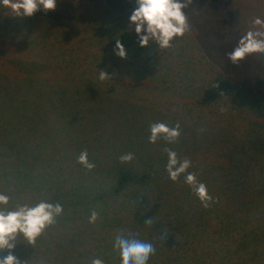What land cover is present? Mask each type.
<instances>
[{
    "label": "trees",
    "instance_id": "1",
    "mask_svg": "<svg viewBox=\"0 0 264 264\" xmlns=\"http://www.w3.org/2000/svg\"><path fill=\"white\" fill-rule=\"evenodd\" d=\"M134 7L135 0H57L55 10L45 13L41 9L30 17H20L15 16L11 9L0 5V48L7 44L10 46L9 51L0 49V60H6V63L11 62L15 66L13 73L2 68L1 74L9 81L33 78L41 82L46 92L51 94L50 99L56 102L55 107L66 111L77 100L81 102V98L84 100L88 97L89 100L96 97L104 104L110 102L122 107L154 110L153 106L156 104L149 98L157 92L158 100L168 105L159 108L162 115L175 117L176 114L183 119L192 114L193 106L196 115L199 104L211 101L212 96L219 98V92L207 88L208 94L201 93L200 88L191 92V88L187 86L191 77L178 76L180 62L166 65L165 71L152 69L151 63L147 62H151L154 56H163L165 49L154 42L146 47L139 45L137 34L129 20ZM233 11L235 13L234 8ZM236 27L241 32L247 30L242 25ZM184 36L192 38L193 30L190 29ZM183 37H177L171 42L173 50H176L174 47L178 46V41H182ZM116 40L123 43L126 58L114 54ZM101 71L107 72L109 77L100 80ZM224 84L226 85L225 82ZM144 88H149L146 95H138ZM238 91L236 94L239 95ZM195 95L198 101L189 98ZM200 97L203 102H199ZM241 97L238 98V106L244 105L245 99ZM249 101L252 108L249 110L254 113L255 118L264 119V93L257 97L251 96L245 105ZM169 103L176 108L172 109ZM186 107L188 112L184 110ZM240 112L242 110L237 107L238 119L235 121L241 122L238 127H248L251 131L248 134L253 133L258 137L254 138L255 144L264 145V137L256 132L252 123L255 118L245 117L239 120ZM246 121L249 124H245ZM44 123L52 127L59 124L48 121ZM18 126L0 112V192L10 196L9 204L5 207L14 210L24 204L33 206L47 201L53 205L61 203L63 212L55 218L54 224L44 230L34 245H29L23 235H18L14 241L16 246L11 250L13 254L23 264H91L93 258L103 260L104 264H120L119 252L113 248L115 236L122 233L133 238L130 232L134 230L147 228L146 230L153 231V227L146 224V221L155 218L149 217V210L144 214L139 207L128 209L132 202L123 187L84 184L85 179L96 180L93 175L95 169H85L77 163V157L81 151L87 150L89 160L95 165L98 162L107 164L105 169L108 172L122 171V164L109 163L110 153L101 151L97 145L86 140L75 143L63 139H37L25 135V131L22 132ZM8 130L15 131L18 136H9ZM22 140H25L24 144ZM29 155L33 157H28ZM192 160L196 164V158ZM47 165L51 167H44ZM197 167L210 170L225 166L212 162L211 165L202 167L198 164ZM165 193L182 200L187 195L186 191L158 190L157 196ZM159 198L160 201L153 205L158 210L161 209V214L168 216L154 220L158 224V231L183 232L182 221L177 222L180 216L175 215L177 210L174 206L162 208L161 206L166 205V200ZM123 208L126 209L121 211ZM93 210L98 213V219L90 223L89 217ZM249 220L248 216L234 228L244 227ZM179 249L155 247V250L161 251L153 254V264H166L175 259L185 261L180 264H191L190 260H212L217 255L213 250L183 252ZM7 254V250L0 252V257ZM186 255L191 256V259H187Z\"/></svg>",
    "mask_w": 264,
    "mask_h": 264
},
{
    "label": "rangeland",
    "instance_id": "2",
    "mask_svg": "<svg viewBox=\"0 0 264 264\" xmlns=\"http://www.w3.org/2000/svg\"><path fill=\"white\" fill-rule=\"evenodd\" d=\"M184 11L193 30L198 53L204 56L199 73L206 72L208 68L212 70L211 78L203 74L196 76L201 93L208 94V90L213 89L220 95L219 98L212 96L211 101L199 104L196 115L194 106L192 114L182 119L176 114L175 117L162 115L155 105L154 110L122 107L110 102L104 104L96 97L92 100L89 97L84 100L81 98L82 103L77 100L68 111L57 109L56 102L50 99L51 94L46 92L41 82L33 78L15 81L5 79L1 74L2 68L11 73L15 71V66L9 61L6 63V60H0V112L12 123L18 124L27 136L75 143L86 140L97 145L101 151L109 152V163L120 162L123 170L108 172L105 169L107 164L98 162L93 172L96 180L85 179L83 182L123 187L132 202L128 209L139 207L144 214L150 211L149 217L157 221L158 217L168 216L161 214V209L153 205L160 201L159 197H163L166 205L162 208L174 206L177 210L175 215L180 216L177 222L182 221L183 232H159L158 224L152 219L148 225L153 227V231L147 228L134 230L130 232L133 238L150 242L157 249L169 246L180 248L179 251L183 252L202 249L217 252L215 259L195 262L186 255L191 264H264V145L255 144L254 138L258 137L253 133L248 134L251 132L248 127H238L241 122L235 121L238 119L237 107L242 110L239 120L255 118L250 111V101L247 105L245 102L251 96L257 97L264 93V53H254L238 64H233L226 55L236 46L240 36L252 27L254 17L264 19V0H192ZM241 25L246 27L245 32L236 27ZM0 49L9 51L10 46L7 44ZM186 58L189 57H183ZM237 90L239 95L236 94ZM239 96L245 99V106H238ZM203 99L206 100V97ZM169 104L172 109L176 108L174 104ZM202 118L206 120H199ZM46 121L59 124L52 127L44 123ZM154 122H164L169 126L179 123L180 137L171 144L163 139L156 144L149 143V126ZM252 123L256 132L264 137V119L255 118ZM245 124H249V121ZM7 134L18 136L15 131L8 130ZM165 147L176 151L181 160H191L192 167L188 171L194 172L197 179L207 185L209 194L214 198L215 202L208 208L201 205L184 183V175L177 182L168 178ZM128 152L134 154V159L122 163L119 156ZM194 158L196 164H193ZM212 162L222 163L225 167H213L210 170L197 167L198 164L203 167ZM158 190L186 191L187 195L174 193L184 196L183 200L172 197L170 193L157 196ZM248 216V224L234 228ZM152 256L147 264H153ZM184 262L175 259L166 264Z\"/></svg>",
    "mask_w": 264,
    "mask_h": 264
},
{
    "label": "clouds",
    "instance_id": "3",
    "mask_svg": "<svg viewBox=\"0 0 264 264\" xmlns=\"http://www.w3.org/2000/svg\"><path fill=\"white\" fill-rule=\"evenodd\" d=\"M192 0H135V7L129 17L130 25L137 34L138 43L146 47L154 42L160 48H170L172 41L177 37H183L190 30L188 17L184 11ZM0 5L11 9L15 16L30 17L38 10L45 13L55 10L57 0H0ZM252 27L240 36L236 46L228 52L227 58L233 64H238L246 57L254 53H264V19L256 16L251 21ZM114 54L120 58H126V49L120 40H116L113 49ZM109 77L105 71L100 72V80ZM150 135L148 142L156 144L163 139L171 144L181 135L180 125L169 126L164 122H154L149 126ZM167 163L165 170L168 178L177 182L184 175V183L187 184L204 208H208L214 201L209 194L205 183L199 181L194 172H189L192 167L191 160H181L176 151L165 147ZM134 154L131 152L121 154L119 160L122 163L131 162ZM77 163L91 171L95 163L88 158L87 150L81 151L77 157ZM10 196L0 192V252L8 251L6 256L0 257V264H23V262L11 251L15 248L17 236L23 235L29 245H34L37 238L44 230L55 223V218L62 214L61 203L53 205L47 201H41L33 206L21 205L14 210L5 206L9 204ZM98 219V213L93 210L89 222L94 223ZM151 219L146 221L150 223ZM114 250L119 252L120 264H147L155 253V247L150 242H143L130 235L118 233L113 242ZM91 264H104L103 260L93 258Z\"/></svg>",
    "mask_w": 264,
    "mask_h": 264
},
{
    "label": "crops",
    "instance_id": "4",
    "mask_svg": "<svg viewBox=\"0 0 264 264\" xmlns=\"http://www.w3.org/2000/svg\"><path fill=\"white\" fill-rule=\"evenodd\" d=\"M177 44L178 46L174 47L176 50H173L172 47L164 48L165 50H163L164 52L163 56L161 55L154 56L152 57L151 62H147V64L151 63L152 69L153 68L162 69V71H165L166 65H169L171 63L176 64L180 62V70H178V72L180 73L178 76L191 77L189 78V82L187 86L191 88L190 89L191 92H196V90L200 87V83H198L199 81L197 80L196 76L198 74H203L211 78L212 70L208 68L206 72L199 73L201 63H204V60H203L204 56L201 57L200 54L198 53L199 49L197 48L196 42L193 37L191 38L188 36H184L182 41L181 40L178 41ZM176 51L177 52L181 51V52L178 54ZM193 55L195 56V58H193ZM166 56H168V58ZM183 57H189V58L183 59ZM163 75H165V73H163ZM148 89L149 88H144L142 90V93L146 95V92ZM189 98L192 100L195 99L198 101V97L196 95L193 98L192 96H190ZM149 99L152 102H154V104H156L158 108H165L168 106V105L162 104V102L158 100L159 98L157 97V92H155L153 96L150 97ZM199 102H203L202 97H200Z\"/></svg>",
    "mask_w": 264,
    "mask_h": 264
}]
</instances>
